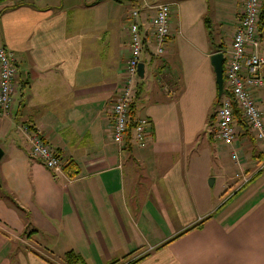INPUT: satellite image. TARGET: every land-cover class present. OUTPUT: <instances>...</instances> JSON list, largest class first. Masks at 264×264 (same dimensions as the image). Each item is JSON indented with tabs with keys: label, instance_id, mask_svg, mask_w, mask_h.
Masks as SVG:
<instances>
[{
	"label": "crops",
	"instance_id": "crops-1",
	"mask_svg": "<svg viewBox=\"0 0 264 264\" xmlns=\"http://www.w3.org/2000/svg\"><path fill=\"white\" fill-rule=\"evenodd\" d=\"M162 2L169 35L161 54L145 41L130 111L146 134L136 141L131 129L119 146L110 107L129 55L128 14L140 7L147 30L153 12L143 4ZM242 3H0V47L18 62L11 115L0 113V264H70V251L85 264H264V146L238 122L229 145L212 130L210 55L230 47ZM262 78L253 94L264 117ZM24 126L59 152L63 173L31 156ZM222 145L244 155L231 156L234 175L222 165L230 173L216 197L199 152L219 157Z\"/></svg>",
	"mask_w": 264,
	"mask_h": 264
},
{
	"label": "built area",
	"instance_id": "built-area-1",
	"mask_svg": "<svg viewBox=\"0 0 264 264\" xmlns=\"http://www.w3.org/2000/svg\"><path fill=\"white\" fill-rule=\"evenodd\" d=\"M264 0H243L239 23L233 33L230 47L223 51L224 93L222 94L215 116V134L223 144H231L238 134L235 110L249 128L252 137L264 146V117L254 97L253 91L263 84L264 25L260 29ZM153 14L146 30L141 18V8L131 9L128 14L129 55L124 66V77L118 94L110 107L112 126L110 137L121 146L126 138L131 121L130 111L139 75L137 65L145 41L150 40L156 54L164 51L169 35L170 4H143ZM264 24V20H263ZM17 58L5 46L0 47V113L10 116L17 90ZM134 140L140 141L146 134L144 122L139 120L132 127ZM32 157L41 161L53 174L63 173L65 162L59 152L43 138L37 128L24 126ZM231 156L236 157L235 152Z\"/></svg>",
	"mask_w": 264,
	"mask_h": 264
},
{
	"label": "rangeland",
	"instance_id": "rangeland-1",
	"mask_svg": "<svg viewBox=\"0 0 264 264\" xmlns=\"http://www.w3.org/2000/svg\"><path fill=\"white\" fill-rule=\"evenodd\" d=\"M215 25V24H214ZM226 27V31H223L222 32V35L225 36V33L228 31L227 29V25H225ZM218 106H219V103L218 105L216 104V107H215V114H214V123L215 124V116H216V111L218 109ZM214 129H212L213 131L215 130V126H213ZM215 133V131H214ZM218 143L216 142H213V145L216 146ZM235 147V145H233ZM221 148V155L219 157L215 156V158L211 155H208L206 156V152H199V156H200V166L202 164H206L207 163V170H208V175L206 174V181L208 183V187H209V190L211 192H214L215 193V196L217 197H220L221 196V193L224 191V188H222L221 190V183H222V177H224L225 173H230L235 167H236V163L234 162L235 160L231 158V155H230V148H228L227 146H223L222 147H219ZM233 148V147H232ZM230 149V150H229ZM210 152V151H209ZM203 153H205V155H203ZM232 154V153H231ZM243 155L242 152H236V157L238 158V160H242L243 158ZM217 157V158H216ZM222 165H228L229 166V169L230 172H226L225 170H223V167ZM234 172H231L232 175ZM217 176V182L216 184H209V179H213L215 180V177ZM72 264V263H71ZM74 264H85L83 259L81 260H77L76 263Z\"/></svg>",
	"mask_w": 264,
	"mask_h": 264
},
{
	"label": "water",
	"instance_id": "water-1",
	"mask_svg": "<svg viewBox=\"0 0 264 264\" xmlns=\"http://www.w3.org/2000/svg\"><path fill=\"white\" fill-rule=\"evenodd\" d=\"M223 61L224 55L222 51L214 52L210 55V64L213 68V72L215 75V82L217 88V98L220 99L222 94L224 93V77H223ZM137 72L140 77L144 74V63L140 61L137 65ZM3 155V150L0 148V159ZM213 183V179H209V184Z\"/></svg>",
	"mask_w": 264,
	"mask_h": 264
},
{
	"label": "trees",
	"instance_id": "trees-1",
	"mask_svg": "<svg viewBox=\"0 0 264 264\" xmlns=\"http://www.w3.org/2000/svg\"><path fill=\"white\" fill-rule=\"evenodd\" d=\"M5 1H8V0H0V3L2 2H5ZM263 20H264V3H263V9H262V20H261V24H260V29L263 28ZM220 101V99L217 98L216 100V104H218ZM213 116H211L210 118H212ZM235 118H236V122H238L239 124L247 127V125L244 123V121L241 119L240 117V113H239V110H235ZM135 124V122H133L132 120L130 121V124H129V127H128V131L132 129L133 125ZM12 201V200H11ZM13 205L14 207L18 210V211H22L23 209L16 203V202H13ZM66 259L69 260L70 264H74L76 263L77 260H81L80 257L76 256L73 252H68L66 254ZM133 262H130V263H127V264H132Z\"/></svg>",
	"mask_w": 264,
	"mask_h": 264
}]
</instances>
